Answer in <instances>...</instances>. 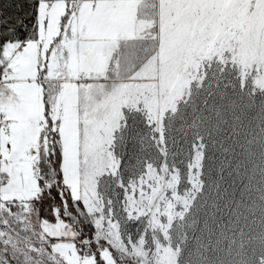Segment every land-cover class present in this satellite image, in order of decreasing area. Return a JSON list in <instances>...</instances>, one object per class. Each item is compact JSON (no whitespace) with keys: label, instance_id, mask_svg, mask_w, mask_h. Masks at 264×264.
I'll return each instance as SVG.
<instances>
[{"label":"rangeland","instance_id":"obj_1","mask_svg":"<svg viewBox=\"0 0 264 264\" xmlns=\"http://www.w3.org/2000/svg\"><path fill=\"white\" fill-rule=\"evenodd\" d=\"M200 2L159 22L157 61L111 71L83 172L63 159L124 264H264V0Z\"/></svg>","mask_w":264,"mask_h":264},{"label":"snow or ice","instance_id":"obj_2","mask_svg":"<svg viewBox=\"0 0 264 264\" xmlns=\"http://www.w3.org/2000/svg\"><path fill=\"white\" fill-rule=\"evenodd\" d=\"M102 0H0V108L39 90L44 127L19 151L0 137V264H124L118 225L81 196L63 163L56 81L90 80L81 71ZM59 88L60 85L56 84ZM51 101V102H50ZM0 111V130L12 119ZM55 128V130H53Z\"/></svg>","mask_w":264,"mask_h":264},{"label":"crops","instance_id":"obj_3","mask_svg":"<svg viewBox=\"0 0 264 264\" xmlns=\"http://www.w3.org/2000/svg\"><path fill=\"white\" fill-rule=\"evenodd\" d=\"M197 6H201L200 0H102L98 5L92 14L94 25L90 36L93 42L84 48L87 60L81 65V71L92 78L71 83L56 81L50 86V90L57 93L53 119L61 121L59 145L72 172H83L85 127L94 118V104L102 103L105 108L104 94H109L105 81L111 78V71L117 70L126 78L135 77L142 63L157 61L159 22H163L166 14L195 12ZM153 38L155 50L148 49ZM38 96L39 90L34 89L22 96L19 104L11 101L5 104V113L12 119L10 139L17 151L35 147L44 131V127H37V117L43 119V105ZM106 100L109 102L108 98Z\"/></svg>","mask_w":264,"mask_h":264},{"label":"trees","instance_id":"obj_4","mask_svg":"<svg viewBox=\"0 0 264 264\" xmlns=\"http://www.w3.org/2000/svg\"><path fill=\"white\" fill-rule=\"evenodd\" d=\"M61 167H62V165H61Z\"/></svg>","mask_w":264,"mask_h":264}]
</instances>
